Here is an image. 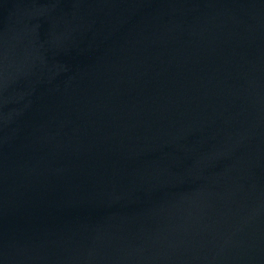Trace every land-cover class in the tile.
<instances>
[{
  "label": "water",
  "instance_id": "1",
  "mask_svg": "<svg viewBox=\"0 0 264 264\" xmlns=\"http://www.w3.org/2000/svg\"><path fill=\"white\" fill-rule=\"evenodd\" d=\"M0 264H264V0H0Z\"/></svg>",
  "mask_w": 264,
  "mask_h": 264
}]
</instances>
